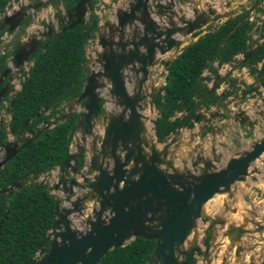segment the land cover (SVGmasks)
Wrapping results in <instances>:
<instances>
[{
  "label": "water",
  "instance_id": "obj_1",
  "mask_svg": "<svg viewBox=\"0 0 264 264\" xmlns=\"http://www.w3.org/2000/svg\"><path fill=\"white\" fill-rule=\"evenodd\" d=\"M135 1L142 8L134 15L130 6ZM162 1L123 0L116 7L117 25H108L107 37L103 30L97 33L96 44L103 52L96 54L81 92L65 112L30 130L25 142L9 141L1 148L0 168L43 129L67 118L80 104L68 152L52 168L57 175L48 185L54 196L48 245L46 248L43 240L28 264H97L109 250L136 237L154 240L145 264H264V214L257 209L240 212L233 190L234 184L242 183L246 176L251 178L253 164L264 154V136L239 156L229 155L225 167L214 166L217 156L212 151L205 155L198 144V153L182 169L170 162L177 135L168 141L157 139L152 99L156 84L147 66L154 67L161 59L158 54L179 47L188 35L219 16L215 9L191 6L189 17ZM89 2L78 0L72 11L76 20L68 28L80 21ZM23 16V10H15L3 22L13 27ZM136 16L144 35L161 40L134 39L128 44L132 48L125 51L124 27ZM155 17H160V26ZM115 29L118 40L113 37ZM39 42L33 38L24 43L14 58H26ZM96 61L98 68L94 69ZM97 125L101 126L98 134L94 131ZM192 126L193 122L187 128ZM28 182L0 187V193H10ZM217 196H223L220 204L211 208L209 202Z\"/></svg>",
  "mask_w": 264,
  "mask_h": 264
},
{
  "label": "flooded vegetation",
  "instance_id": "obj_2",
  "mask_svg": "<svg viewBox=\"0 0 264 264\" xmlns=\"http://www.w3.org/2000/svg\"><path fill=\"white\" fill-rule=\"evenodd\" d=\"M117 1L90 0L89 6L81 16L80 21L72 26L80 24L84 33L83 51L85 61L83 62L84 79L81 90L91 73L96 54L103 52L104 49L96 44L97 33L103 30L107 37L111 30L108 25L113 23L117 25L115 21L117 9L114 7L113 12H110L111 7ZM77 2L78 0H10L9 5L7 3L0 9V132L2 129L5 130L3 135L5 143L0 145L1 148L9 141H21L20 144L25 142L30 130L43 127L52 119L59 118L75 98L64 101L61 104L63 111L61 113L55 112L53 116L48 118V121L42 119L32 127H27L34 118L39 117L41 114H49L55 105L50 108L43 107L26 118L18 132L14 133L10 129L9 124L12 118L14 100L21 90L23 81L29 75L33 65L34 53L39 48L43 49L49 38L72 28H68V26L76 20V16L72 15ZM165 2L171 3L170 7H173L175 12L180 13L181 10V13L183 11L189 17L192 16L191 6L203 11L215 9V13L219 16L210 18L203 27L188 35L179 47L175 45L167 53L158 54L161 59L154 67L147 66L149 73L155 78L156 87L153 96L158 92L164 94L162 88L166 83L168 67L171 62L186 46L196 42L201 37L207 36V34L215 36L212 39L215 44V47H213L214 53L206 60V65L201 70L199 85L195 92L186 97L180 109L175 110L170 117L171 120L179 118V124L175 132H171L164 140L168 141L183 129H187L185 131L187 132L197 128L198 138L210 134L215 146L218 147L214 150L215 152L213 151L217 156L213 162L219 165L217 167H225L227 155L231 151L233 142L238 143L236 146L239 147L249 132L255 130L257 124H261L264 120V0L162 1V3ZM126 7L123 5V10ZM130 7L133 9L134 15L135 12L137 13L138 8L139 10L142 8L141 6L138 7L136 1L135 6ZM15 10H23L24 16L15 26L11 27L8 22L4 23L3 20L6 15L13 13ZM142 10H145V7ZM109 13L110 16H107ZM46 15H49V17ZM155 19L160 26V17H155ZM174 20H177V18H174ZM124 28L127 30L123 33V39L127 42L125 51L132 48L128 44L134 39L139 41L144 40L146 37L147 43L151 41L160 43L161 39L156 35L155 39H151L147 37V33L146 35L143 34L144 27L137 16L131 25H126ZM45 32L46 34L43 35ZM118 34L115 29L113 32L115 40H118ZM120 34L122 36V32ZM33 38L40 39L34 50L26 58L20 61L16 60L14 57L19 47L30 42ZM235 45L240 46V48L231 53ZM133 51L136 52L134 47ZM141 51H144L143 47H140ZM256 58L258 60H255ZM168 60L170 62L165 65ZM93 68H98L97 61ZM127 73L132 74V71ZM162 78L164 83L159 85L158 80ZM105 91H103V94ZM103 103L104 98L101 97L100 112L103 111ZM77 107L78 105H75L73 112L78 113ZM156 113L158 116L157 108ZM196 116L198 118L195 120ZM191 122H193V126L187 128ZM247 149H250V147L239 150L234 155L239 156ZM224 155H226L225 160ZM261 235L264 236V232ZM262 244L264 245V238Z\"/></svg>",
  "mask_w": 264,
  "mask_h": 264
},
{
  "label": "trees",
  "instance_id": "obj_3",
  "mask_svg": "<svg viewBox=\"0 0 264 264\" xmlns=\"http://www.w3.org/2000/svg\"><path fill=\"white\" fill-rule=\"evenodd\" d=\"M9 1L0 0V9ZM214 37L207 34L186 46L169 65L162 88L164 94L158 92L153 96L158 109L155 133L159 141L175 132L179 118L171 120L170 117L196 91L201 70L214 53ZM83 41L79 24L49 38L43 49L34 53L29 75L14 100L9 124L12 132H18L22 122L41 108L55 105L49 114L34 118L27 127L42 119L48 121L55 112L63 111L64 101L80 93L84 79ZM239 48L233 46L231 53ZM78 116L79 113L72 112L54 126L43 129L0 168V187L29 181L10 193H0V264H28L43 240L47 248L54 196L46 183L30 180L64 160ZM4 134L2 129L0 145L5 143ZM153 247V239L136 237L109 250L97 264H145Z\"/></svg>",
  "mask_w": 264,
  "mask_h": 264
},
{
  "label": "rangeland",
  "instance_id": "obj_4",
  "mask_svg": "<svg viewBox=\"0 0 264 264\" xmlns=\"http://www.w3.org/2000/svg\"><path fill=\"white\" fill-rule=\"evenodd\" d=\"M123 0H118L117 2L113 4V6L110 9V12H113L114 7H118L120 4H122ZM116 5V6H115ZM44 13V12H43ZM49 17V15H46ZM107 16H110V13L107 14ZM106 16V17H107ZM37 24V22H36ZM163 78L158 80L159 85L163 84ZM253 96V95H251ZM80 109V104L77 107V110ZM157 116V113L155 112V117ZM105 118V115H104ZM55 119V118H54ZM101 126L97 125L94 128L95 133H99L101 130ZM187 129H183V131L179 132L177 135V143L171 148L172 149V155L173 157L170 159V162L174 164L175 167L182 169L185 168L184 164L187 162L189 163L190 160L193 158V154H197L199 150H195V146H198V144L202 145L204 148L200 151L202 153L208 154L210 151L216 150V147L214 142L212 141L210 134L209 135H202L199 138L197 137L198 129L194 128L191 131L185 132ZM248 131V130H247ZM264 136V120L262 123H258L255 130H251L249 132L248 136L245 140H243L239 147L233 142V146L231 148V151L229 152V155L235 154L239 150L246 149L250 147L254 141L258 140L260 137ZM100 141V139H99ZM167 141V140H166ZM212 148V149H211ZM213 148H215L213 150ZM218 148V147H217ZM1 152V147H0ZM215 155V154H214ZM227 155V156H229ZM226 159V155H224V160ZM214 166H219L216 163L213 162ZM57 169L54 168L47 173H42L38 177L33 178L30 181L34 182H40L41 180H44V182L48 184H52L55 180V177L57 173L55 172ZM251 178H244V180L241 182H238L234 184L233 190L234 194H236L237 197L234 195V199H237L238 204L241 208L242 213L250 212V210H258L259 214H264V154L262 157L257 160L252 167V173ZM249 182L248 185H246ZM223 196H217V198L212 199L209 202V206L211 208L218 207L220 204V198ZM230 202V201H229ZM256 213V212H254ZM257 213V214H258ZM81 220V218H77ZM76 223L78 224V220H76ZM83 225V223H81Z\"/></svg>",
  "mask_w": 264,
  "mask_h": 264
},
{
  "label": "bare ground",
  "instance_id": "obj_5",
  "mask_svg": "<svg viewBox=\"0 0 264 264\" xmlns=\"http://www.w3.org/2000/svg\"><path fill=\"white\" fill-rule=\"evenodd\" d=\"M243 180H244V178L242 180H240V181H243Z\"/></svg>",
  "mask_w": 264,
  "mask_h": 264
}]
</instances>
